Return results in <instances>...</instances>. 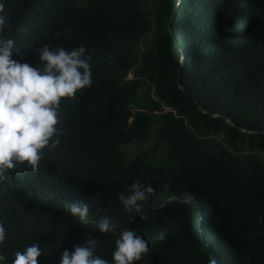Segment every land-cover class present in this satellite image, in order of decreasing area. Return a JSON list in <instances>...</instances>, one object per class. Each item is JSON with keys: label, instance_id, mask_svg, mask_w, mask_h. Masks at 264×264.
I'll return each instance as SVG.
<instances>
[{"label": "trees", "instance_id": "16d2710c", "mask_svg": "<svg viewBox=\"0 0 264 264\" xmlns=\"http://www.w3.org/2000/svg\"><path fill=\"white\" fill-rule=\"evenodd\" d=\"M2 3L12 59L35 67L38 47L82 45L92 67L91 86L61 99L56 147L0 183L8 264L32 243L37 264H59L90 238L110 260L120 228L148 241L134 264H264V0ZM153 140L163 165L125 158L124 146ZM137 180L154 189L144 220L118 199ZM76 201L87 224L64 206ZM104 215L117 232H99Z\"/></svg>", "mask_w": 264, "mask_h": 264}, {"label": "clouds", "instance_id": "9594fccd", "mask_svg": "<svg viewBox=\"0 0 264 264\" xmlns=\"http://www.w3.org/2000/svg\"><path fill=\"white\" fill-rule=\"evenodd\" d=\"M7 27L8 18L0 0V183L8 181L10 170L16 165L23 163L32 171L37 169L43 150H51L59 143L61 99L74 97L92 83L91 56L86 55L84 46L52 50L45 44L35 50L40 64L34 67L12 59L16 41L2 34ZM182 54L184 59V50ZM153 192L150 184L137 180L126 192L119 193L118 199L125 212H135L144 220L147 213L142 210V202ZM64 206L80 222L88 223L87 203L76 201ZM96 227L100 233H114L118 229L108 215L100 218ZM7 237V229L0 222V248ZM155 239L163 241L164 233ZM96 247V240L90 238L74 246L71 252H60L59 264H134L148 252V241L135 230L120 228L110 260L98 255ZM42 252L38 243L24 245L22 252L17 250L12 254L11 264H37ZM0 264H8L3 251H0ZM207 264H217V260L209 258Z\"/></svg>", "mask_w": 264, "mask_h": 264}, {"label": "rangeland", "instance_id": "374dc122", "mask_svg": "<svg viewBox=\"0 0 264 264\" xmlns=\"http://www.w3.org/2000/svg\"><path fill=\"white\" fill-rule=\"evenodd\" d=\"M129 78L132 79L133 76H131ZM156 143H157V140H153L149 143H143L141 141L131 142L130 144L123 147L125 158L127 160H129V159H137V157H141L142 159H146V157H147V158L153 160L155 157L151 151L157 149L156 154H160L162 152L161 148H159L158 146L156 147ZM155 164L156 165H163L164 161L156 159Z\"/></svg>", "mask_w": 264, "mask_h": 264}, {"label": "water", "instance_id": "95a60500", "mask_svg": "<svg viewBox=\"0 0 264 264\" xmlns=\"http://www.w3.org/2000/svg\"><path fill=\"white\" fill-rule=\"evenodd\" d=\"M184 61V59L182 58V62ZM179 87H180V89L181 90H184V86H183V84H182V71L180 72V75H179ZM200 110H201V112L202 113H204V114H208V112L205 110V109H203L202 107H200ZM212 118H218L219 116L218 115H214V114H209ZM227 121L229 122V123H231V121L230 120H228L227 119ZM244 132H246V133H248V134H250V135H254V134H258L257 132H249V131H246V130H243Z\"/></svg>", "mask_w": 264, "mask_h": 264}, {"label": "bare ground", "instance_id": "6f19581e", "mask_svg": "<svg viewBox=\"0 0 264 264\" xmlns=\"http://www.w3.org/2000/svg\"><path fill=\"white\" fill-rule=\"evenodd\" d=\"M17 46V45H16ZM32 59V58H31ZM232 124V123H231ZM158 145V144H157ZM3 223V222H2ZM5 225V224H4ZM6 226V225H5ZM7 226H9L8 224H7Z\"/></svg>", "mask_w": 264, "mask_h": 264}]
</instances>
